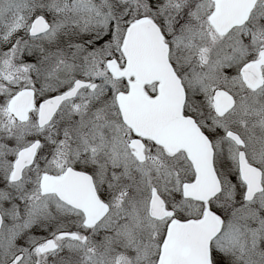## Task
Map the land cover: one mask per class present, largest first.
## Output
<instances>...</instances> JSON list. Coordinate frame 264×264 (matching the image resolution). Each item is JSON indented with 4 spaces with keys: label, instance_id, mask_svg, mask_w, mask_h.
Here are the masks:
<instances>
[{
    "label": "snow or ice",
    "instance_id": "1",
    "mask_svg": "<svg viewBox=\"0 0 264 264\" xmlns=\"http://www.w3.org/2000/svg\"><path fill=\"white\" fill-rule=\"evenodd\" d=\"M0 264H264V0H0Z\"/></svg>",
    "mask_w": 264,
    "mask_h": 264
}]
</instances>
